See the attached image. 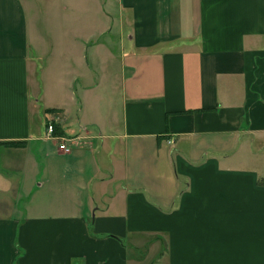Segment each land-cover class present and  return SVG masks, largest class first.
Segmentation results:
<instances>
[{"label": "crops", "instance_id": "crops-1", "mask_svg": "<svg viewBox=\"0 0 264 264\" xmlns=\"http://www.w3.org/2000/svg\"><path fill=\"white\" fill-rule=\"evenodd\" d=\"M0 264H264V0H0Z\"/></svg>", "mask_w": 264, "mask_h": 264}, {"label": "built area", "instance_id": "built-area-1", "mask_svg": "<svg viewBox=\"0 0 264 264\" xmlns=\"http://www.w3.org/2000/svg\"><path fill=\"white\" fill-rule=\"evenodd\" d=\"M46 137L48 139H59L61 144L59 145L60 151L70 152L76 146H80L82 143L78 142L76 138H61L56 135V127L54 120L49 121L47 125Z\"/></svg>", "mask_w": 264, "mask_h": 264}, {"label": "rangeland", "instance_id": "rangeland-1", "mask_svg": "<svg viewBox=\"0 0 264 264\" xmlns=\"http://www.w3.org/2000/svg\"><path fill=\"white\" fill-rule=\"evenodd\" d=\"M49 33H52V31H49ZM53 35H55V32H53ZM70 102H71L70 100L67 101V103H70ZM78 109H79V106L76 103V105L74 106V110H71V114H70L69 120H68L70 122V125H73L75 127H77L76 125H78V122H77L78 112H79ZM73 126H71V127H73ZM75 127H74V129H75Z\"/></svg>", "mask_w": 264, "mask_h": 264}, {"label": "trees", "instance_id": "trees-1", "mask_svg": "<svg viewBox=\"0 0 264 264\" xmlns=\"http://www.w3.org/2000/svg\"><path fill=\"white\" fill-rule=\"evenodd\" d=\"M59 132V130L56 132V133H58ZM7 145H17V144H20V143H16V142H7L6 143Z\"/></svg>", "mask_w": 264, "mask_h": 264}]
</instances>
